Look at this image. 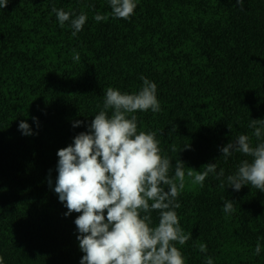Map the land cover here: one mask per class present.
Listing matches in <instances>:
<instances>
[{
  "label": "trees",
  "instance_id": "obj_1",
  "mask_svg": "<svg viewBox=\"0 0 264 264\" xmlns=\"http://www.w3.org/2000/svg\"><path fill=\"white\" fill-rule=\"evenodd\" d=\"M53 7L72 13L64 27ZM81 13L87 21L72 35L71 19ZM97 14L109 18L96 22ZM141 76L157 84L161 111L135 113L138 131L156 133L173 162L170 175L177 160L186 172L210 163L225 172L223 188L214 174L203 187L186 175L175 209L191 233L176 244L185 264H206L207 257L264 264V191L231 188L226 177L250 158L221 152L241 134L253 146L264 142L249 127L264 120V0H245L243 10L235 0H137L130 20L113 18L109 0H11L0 8L2 264H81L80 214L65 215L54 190L57 153L89 132L108 87L138 93ZM21 121L32 135L19 130ZM229 200L235 211L226 214ZM152 220L158 225V210Z\"/></svg>",
  "mask_w": 264,
  "mask_h": 264
},
{
  "label": "clouds",
  "instance_id": "obj_2",
  "mask_svg": "<svg viewBox=\"0 0 264 264\" xmlns=\"http://www.w3.org/2000/svg\"><path fill=\"white\" fill-rule=\"evenodd\" d=\"M10 2L0 0V8H6ZM244 2L235 0L241 10ZM109 3L111 16L123 20H130L137 7V0H109ZM52 11L61 27L72 16L63 9L53 7ZM108 18V15L94 16L96 22ZM86 21L84 13L71 19L72 35L80 32ZM73 58L79 61L80 56L76 53ZM140 79L143 86L138 93H122L108 87L103 109L94 116L89 132L80 133L73 145L57 153L58 178L54 190L68 209L65 215L80 214L75 224L80 234L79 247L85 254L81 264H185L176 244H186L191 233L185 234L175 209L180 207L177 198L185 188L186 175L200 187L209 174L217 179L225 176L223 168L217 173L216 163L203 166L201 171L189 168L186 172L181 160L176 161L174 175H170L173 162L161 154L156 133L138 131L135 113L161 111L157 84L144 76ZM33 119L39 127L38 119ZM249 127L254 129L258 140L264 135V120H251ZM19 130L24 135L33 134L25 121L20 122ZM221 152L225 159L233 153L250 158L240 163L235 174L226 177L231 188L240 191L250 185L264 191V142L253 146L250 137L241 134L235 142L222 147ZM220 187H224L223 179ZM154 210L159 211L156 226L152 220ZM223 211L234 212L233 201H227ZM198 248L207 252L206 244H198ZM260 252L257 242L255 255ZM206 264H213V259L207 257Z\"/></svg>",
  "mask_w": 264,
  "mask_h": 264
}]
</instances>
